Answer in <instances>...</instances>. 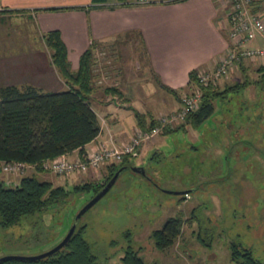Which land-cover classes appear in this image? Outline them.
I'll list each match as a JSON object with an SVG mask.
<instances>
[{"label":"rangeland","instance_id":"1","mask_svg":"<svg viewBox=\"0 0 264 264\" xmlns=\"http://www.w3.org/2000/svg\"><path fill=\"white\" fill-rule=\"evenodd\" d=\"M17 34L15 31L11 38L28 44L31 34ZM32 38L37 41L36 35ZM258 44L262 46L264 41L258 40ZM68 47L67 62L72 68L77 51ZM94 54V89L117 86L114 75L121 69L117 53L112 47L100 46ZM257 84L253 98L244 103L241 92L230 93L224 101L215 100L214 112L195 131L179 128L155 136L154 147L131 162L146 175L124 169L79 217L76 224L85 225L82 236L98 264H122L120 257L127 246L137 250L146 264H231L228 243L234 239L264 263V80L258 79ZM183 90L177 88L176 92ZM104 169L99 166L88 171L87 177L34 172L40 180L61 185L67 196L21 217L14 225L0 226V256L35 255L54 246L93 195L92 191L74 192L73 185L99 180ZM33 170L0 172V182L13 187ZM176 214L183 219L179 236L171 246L157 249L150 232ZM198 231L202 236L208 233L205 243L211 238V244L200 245L195 237Z\"/></svg>","mask_w":264,"mask_h":264},{"label":"crops","instance_id":"2","mask_svg":"<svg viewBox=\"0 0 264 264\" xmlns=\"http://www.w3.org/2000/svg\"><path fill=\"white\" fill-rule=\"evenodd\" d=\"M259 1H254V7L264 17V6ZM224 13L217 0H0V87L30 84L46 92L49 91L44 89L66 87L50 64L49 51L42 40L48 30H58L66 57L68 45L77 51L72 71L86 49H91L92 70L95 49L112 47L121 67L114 75L117 86L112 85L118 94L104 92V87L95 88L89 97L100 129L83 146L82 153L78 149L67 153L69 158L81 157L101 143L126 142L134 130L148 127L159 114L177 109L182 91L173 95L160 84L188 92L193 84L189 72L213 68L229 44ZM22 21L29 26L23 27ZM15 31L18 36L31 34L28 44L16 41L15 36L11 38ZM32 35H36V42ZM256 44L258 39L250 43ZM248 74L256 78L249 80ZM258 79L264 80V61L243 59L234 64L226 77L212 85L220 93L213 100L212 113L215 100L224 101L230 93L241 92L243 103L253 98ZM237 83L240 85L232 90ZM134 112L143 117V127L137 125ZM205 120L195 126L185 124L181 129L191 127L195 131ZM164 130L155 136L168 132ZM155 136L136 146L129 161L143 157L154 147Z\"/></svg>","mask_w":264,"mask_h":264},{"label":"trees","instance_id":"3","mask_svg":"<svg viewBox=\"0 0 264 264\" xmlns=\"http://www.w3.org/2000/svg\"><path fill=\"white\" fill-rule=\"evenodd\" d=\"M42 40L49 51L50 64L66 87L55 92H43L30 84L0 87V160H18L34 165L33 173L22 176L13 187H5L0 182L2 227L14 225L23 216L63 201L67 191L61 185L54 186L50 181L38 179L34 172H45L40 167L42 160L69 153L74 149L82 153L83 146L100 129L99 119L89 104V97L95 90L91 83V49L80 54L77 67L72 71L68 66L66 48L58 30L44 32ZM189 76L193 80L194 72H189ZM239 85H233L232 90ZM160 86L177 95L175 90L162 84ZM103 90L118 94V89L113 87H105ZM219 94L212 86L203 88L198 107L187 114L184 122L195 126L205 120L212 113L213 100ZM133 114L137 125L143 127V117L138 112ZM154 123L151 120L149 125ZM183 123L173 128H165L163 132L179 129ZM131 154L123 156L117 163L104 165L105 171L99 180L81 181L74 184L72 190L96 193L119 167L126 169L132 166L129 161ZM182 220L181 214L169 216L159 228L150 232L149 236L157 249L163 250L175 242L180 234ZM84 228V224H76L67 242L47 256L34 260L8 259L0 261V264H98L89 243L82 236ZM208 235L205 233L202 236L198 231L195 237L200 245H206L211 244V238L205 243ZM228 250L231 264H264L253 255L249 247L243 246L237 239L228 243ZM120 261L122 264H146L137 254V250L130 246L126 247Z\"/></svg>","mask_w":264,"mask_h":264},{"label":"built area","instance_id":"4","mask_svg":"<svg viewBox=\"0 0 264 264\" xmlns=\"http://www.w3.org/2000/svg\"><path fill=\"white\" fill-rule=\"evenodd\" d=\"M225 11L224 25L228 28L229 44L213 68L194 71L191 89L178 95V107L174 111L159 114L151 126L134 130L126 142L109 144L101 143L81 157L69 158L67 153H61L51 159L40 162V167L58 176H68L71 173L85 174L95 171L99 166L117 163L141 144L160 133L165 128H173L184 122L187 114L198 107L202 89L212 86L221 77H226L237 62L247 60L264 61V45H250L258 40L264 41V17L261 11L254 7L255 0H217ZM264 6V0H260ZM98 82V81H97ZM34 165L18 160H0V172L23 173ZM186 195V193L184 194Z\"/></svg>","mask_w":264,"mask_h":264},{"label":"water","instance_id":"5","mask_svg":"<svg viewBox=\"0 0 264 264\" xmlns=\"http://www.w3.org/2000/svg\"><path fill=\"white\" fill-rule=\"evenodd\" d=\"M124 169L123 166L119 167L113 174L112 176L105 182V184L96 192L94 193L89 199L88 201L77 211V213L75 214L73 221L71 223V225L69 226L68 230L66 231V233L64 234V236L51 248H49L48 250L35 254V255H27V256H23V255H2L0 256V261L3 260H8V259H18V260H34V259H38V258H42L44 256H47L53 252H55L56 250H58L59 248H61L69 239V237L71 236V234L73 233L75 227H76V223L77 220L79 219V217L89 208L91 207L103 194H105L107 192V190L114 184V182L116 181V179L118 178L119 174L122 172V170ZM130 169L132 171H135L137 173H139L140 175H145L144 174V170L141 167L138 166H130ZM172 193H175L173 191H169ZM187 192H183V194H185Z\"/></svg>","mask_w":264,"mask_h":264}]
</instances>
